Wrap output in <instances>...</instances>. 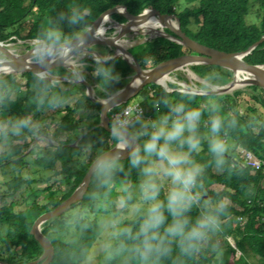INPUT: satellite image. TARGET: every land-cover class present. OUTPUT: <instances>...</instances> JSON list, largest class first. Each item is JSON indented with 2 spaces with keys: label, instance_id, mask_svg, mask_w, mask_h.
Segmentation results:
<instances>
[{
  "label": "trees",
  "instance_id": "obj_1",
  "mask_svg": "<svg viewBox=\"0 0 264 264\" xmlns=\"http://www.w3.org/2000/svg\"><path fill=\"white\" fill-rule=\"evenodd\" d=\"M26 1L0 0V42L12 39L38 40L50 27L58 29L64 39L69 41L84 31L83 25L116 6H125L132 15L146 8H155L162 14H175L181 29L189 37L202 45L227 53L246 52L264 36V0H29L28 3ZM252 2L258 4L262 10L257 16L258 22H247L246 19L252 14L250 12ZM74 11L86 13V22L70 24L67 17ZM112 17L119 22L126 20L120 14H113ZM165 30L169 32L167 28ZM129 51L144 69L191 52L185 46L164 36L133 45ZM244 60L250 64L264 65V41L254 47ZM83 61L86 62L85 68L89 72V77L86 78H92L97 84L94 91L98 98H106L109 93L123 88L133 73L128 62L122 57H114L109 63L119 75V81L110 86L103 85L100 78L95 75L96 60L84 58ZM192 69L212 84H226L233 76L230 70L215 65L197 64L192 65ZM51 72L56 76H67L72 71L63 66H56ZM0 80L6 83L7 90L11 92L15 101L3 115L28 113L32 114L33 119L41 118V111H35V105L31 103L36 94L34 73L16 72L3 75ZM61 81L64 86L70 85L69 89L63 92L68 103L53 112V115L56 114L53 119L57 120L55 129L48 132V127L44 123L39 134H44V137L50 135L61 147L57 149V143L49 144L48 141H42L33 145L34 148L32 147L28 153L35 154V159H26L28 154H19L30 146L36 135L25 134L14 138L16 144H13L10 155H0V166L4 163V156H8L7 161L12 165L13 174L10 179L0 182V254L3 256L0 259L7 263L22 264L39 258L43 247L30 233L34 221L41 213L54 209L72 194L82 182L89 164L98 151H106L114 146L111 132L100 125L101 105L86 94L83 84H72L64 79ZM173 87L175 90L167 91L162 86L152 83L139 91L137 96L141 95L143 98L140 103L144 107L146 117L152 118L160 114L154 105L162 98L167 97L173 101L181 98L182 91L177 90L176 86ZM243 95H247L248 99L242 98ZM71 100L74 102L71 103ZM208 100L219 102L220 114L227 118L222 129L227 152L224 165L218 167L208 151L205 139L203 151L195 157L198 162L205 165L202 187L199 190L206 200L221 198L230 200L227 213L222 217L221 232L224 229V233L231 234L235 243L234 245L227 243L229 253L221 260L203 250L188 260L187 264H253L251 256L257 257L258 264H264V167L252 172L244 166L238 152L239 148H244L264 159V89L251 85L249 90H236L232 94H195L192 106L203 105ZM239 101L246 104L243 111L240 110ZM256 104L261 107V117L258 115ZM124 105L115 107L110 113ZM78 111L84 114L76 116ZM161 111H166L163 105ZM233 120L234 124L231 123ZM207 121L208 113L205 112L200 128L205 137L208 134ZM73 134H76L75 137L68 138ZM75 142L76 144L72 145ZM85 145L91 146L87 154L84 152ZM29 163L38 165L48 173L38 178L22 175L23 169L29 167ZM124 163L128 175L125 176L124 173L117 175L116 188L112 190L110 196L104 189L97 187L91 177L83 198L72 205V209L78 208L83 213V222L89 225L87 229L83 231L68 229L65 223L68 211L44 224L43 232L55 250L53 260L49 264H82L88 250L101 235L100 217L109 214L98 209L99 203L105 198L115 200L119 194L121 181L133 185L139 183L137 170H128L127 157L124 158ZM50 177L56 179L42 190L33 185L49 180ZM218 186L221 189L215 190L214 188ZM44 190L48 192V199L46 203L39 204L37 198ZM206 195L210 198H206ZM17 197L22 198L19 203L29 202L23 210H15L19 204ZM196 214L197 210L194 209L193 216ZM239 217H243L244 220L241 225L235 223V219ZM128 223L129 219L123 222ZM221 232H219L221 235H225ZM19 246L20 251L17 250ZM237 252H240L239 256L236 255ZM99 264H105L104 259L103 263ZM110 264H118V261L113 260ZM165 264H172V260L166 261Z\"/></svg>",
  "mask_w": 264,
  "mask_h": 264
},
{
  "label": "clouds",
  "instance_id": "obj_2",
  "mask_svg": "<svg viewBox=\"0 0 264 264\" xmlns=\"http://www.w3.org/2000/svg\"><path fill=\"white\" fill-rule=\"evenodd\" d=\"M86 15L74 11L67 19L70 24L78 25L86 22ZM92 34L99 39L104 32L98 28ZM36 41L32 59L38 70L34 74L36 94L31 103L35 105V111L55 110L68 103V99L50 65L78 55L87 41L81 43L78 37L74 42H68L55 27L47 29ZM110 59H95V75L108 86L119 81ZM63 79L78 84L83 83L85 76L74 67ZM118 95L109 93L110 104L118 100ZM180 97L176 101L167 97L158 101L154 107L160 114L154 119H143L142 111L138 109H129L126 115L113 121L109 117L114 148L97 152L89 167L90 175L97 187L110 196L116 188L117 175H128L124 163V154L128 153V170H137L140 180L137 185L121 181L117 198H105L98 205L100 211L110 214L102 224L110 230V239L103 248L105 264L113 260L118 264H165L168 260H172V264H187L221 231L229 201L227 198H203L199 189L205 165L195 157L203 151L207 139L208 151L215 164L218 167L224 165L227 145L222 138V129L227 118L220 114L221 105L216 100L192 106L194 92L182 91ZM14 102L6 83L0 80V155L11 154L14 138L25 134L39 136L41 132V125L32 114L3 115ZM161 105L166 111H161ZM205 112L208 113L206 137L200 131ZM60 147L57 143L56 148ZM90 147L84 146L85 154ZM194 209L197 210L195 216ZM121 213L127 215L130 223L123 224ZM83 220L81 210L73 209L65 217L66 227L71 231H83L89 227Z\"/></svg>",
  "mask_w": 264,
  "mask_h": 264
},
{
  "label": "rangeland",
  "instance_id": "obj_3",
  "mask_svg": "<svg viewBox=\"0 0 264 264\" xmlns=\"http://www.w3.org/2000/svg\"><path fill=\"white\" fill-rule=\"evenodd\" d=\"M28 1L29 0H27L26 2L28 3ZM117 7V6H116ZM114 8V7H113ZM112 9V8H111ZM250 12L252 13V14H250V15H248L247 16V22L248 21H251V22H253V21H257V16L258 15H260L261 14V12H262V10H261V8H260V6L258 5V4H253V2H252V5H251V9H250ZM115 14H118V13H115ZM121 15V14H120ZM123 16V15H122ZM124 17V16H123ZM111 18L113 19L112 20V23H116V22H119V21H117L116 19H114L112 16H111ZM125 18V17H124ZM126 19V18H125ZM172 20H175L174 18H171ZM91 21H93V20H91ZM116 21V22H115ZM176 21V20H175ZM90 22V21H89ZM126 22V20L124 21V22H119V23H125ZM258 22V21H257ZM89 23H87V24H85V25H83V30L85 31L86 30V27L87 26H89L88 25ZM91 26V25H90ZM113 27V26H112ZM109 27L107 30H106V32H105V36H108V37H112V36H115L116 35V29L113 27ZM165 30V29H164ZM83 31V32H84ZM82 33V32H81ZM80 33V34H81ZM169 34H171L170 32H169ZM160 35H158V36H155V37H153V35H150V34H145V33H143L142 31H140V32H133V31H130V32H126V34H124V36L123 37H121V39L119 40V42L129 51V48L130 47H132L133 45H136V44H139V43H143V42H146V41H149L150 39H153V38H156V37H159ZM168 37H169V35H168ZM146 38H149L148 40H146ZM31 41V42H30ZM125 41V42H124ZM37 43V41L36 40H28V39H15V40H8V41H5V42H2V45L3 46H5V47H7L10 51H11V53L12 54H15V55H23V54H25V53H29V51L32 49V47H34L35 46V44ZM124 43V44H123ZM177 43V42H176ZM32 44V45H31ZM129 44V45H128ZM184 46V45H183ZM186 47V46H185ZM186 48H188V47H186ZM88 51H84V49L78 54V55H76V56H73L72 58H71V60H72V62L74 63V66H68L67 64H63V65H61V66H63V67H66L67 69H69V70H73V68L74 67H78L82 72H83V74H84V76H85V79H84V81L85 82H87L89 85H90V88L94 91L95 89V87H97V84H96V82L92 79V78H86V77H89L88 75H89V72L87 71V69L85 68V63L86 62H84L83 60H84V58H91V59H97L98 57H109V56H111L112 55V57H111V59L112 58H114V52L116 51V49L115 48H112V47H110V46H108V45H105V44H91L90 46H87V48H86ZM189 50H191L190 48H188ZM93 53H95V54H97V55H95V54H93ZM191 53H193L192 52V50H191V52H189V53H184V54H191ZM111 54V55H110ZM132 54V53H131ZM133 55V54H132ZM98 56V57H97ZM116 57H121V56H116ZM123 58V57H122ZM124 59V58H123ZM1 60H10V58L8 57V56H6L3 52H1V50H0V61ZM125 60V59H124ZM32 61H33V59H32ZM126 61V60H125ZM127 62V61H126ZM129 64V63H128ZM250 64V63H249ZM131 67V66H130ZM52 69V68H51ZM148 69V68H147ZM187 69H189V70H187ZM187 72H189V73H187ZM232 72V71H231ZM13 73H16V72H13ZM192 75H191V74ZM233 73V72H232ZM9 74H12V73H9ZM134 74V71H133V73L129 76V81H128V83L131 81V79H132V75ZM3 75H7V74H0V77H2ZM56 76V75H55ZM64 76L65 75H58V76H56V78L59 80V82H60V84L62 85V87L64 86L63 84H62V79L64 78ZM169 76H170V78H171V80L168 82V84H167V88H170L169 90H167V91H173V90H175V87H173V86H176V87H178L179 89H183V90H191L192 92H198V94L199 95H207V94H210V93H208L209 92V90L211 89V86H210V82H208L204 77H202V76H200V75H198L196 72H194V70L192 69V65H189V66H187L186 68H179V69H176V70H174V71H172V72H170L169 73ZM195 76V77H194ZM233 76H234V73H233ZM232 76V79L228 82V83H230L232 80H234V77ZM194 78V79H193ZM92 79V80H91ZM89 80H91V81H89ZM246 80V79H245ZM244 81V80H243ZM127 83V84H128ZM183 83V84H182ZM228 83H226V84H223V85H221L222 87H224V86H226ZM78 84H83L84 86H85V91H86V94H87V91H88V88H87V86L85 85V83L83 82V83H78ZM126 84V85H127ZM150 84H152V83H150ZM125 85V86H126ZM147 85H149V84H147ZM159 85V84H158ZM185 85V86H184ZM216 85H219V84H216ZM124 86V87H125ZM146 86V85H145ZM161 86V85H160ZM249 86H251V84H246V83H244V85H242L241 87H235L230 93H232L233 91H236V90H241V91H244V90H249ZM254 86H256V85H254ZM69 87H70V85L69 86H64V89H69ZM123 87V88H124ZM195 87V88H194ZM208 87H210V89H208ZM219 87V86H218ZM258 87H260V86H258ZM260 88H262V87H260ZM122 89V88H121ZM120 89V90H121ZM165 89V88H164ZM177 89V88H176ZM262 89H264V88H262ZM166 90V89H165ZM178 90V89H177ZM200 90V91H199ZM119 91V90H118ZM118 91H116V92H118ZM180 91V90H179ZM116 92H114V93H116ZM114 93H111V94H114ZM139 93V92H138ZM94 94H95V91H94ZM216 94H222V93H216ZM92 97H94V98H96V99H98V100H100V101H102V100H104V99H106V98H108V97H106V98H98L96 95L95 96H93L92 95ZM246 98V99H248V96L247 95H243L242 96V98ZM242 98H240L239 100L241 101L242 100ZM143 98H142V96L141 95H138L137 96V94L135 95V96H133V97H131L130 99H128L125 103H122V104H125L122 108H120L119 110H121V109H123L124 107H126V106H128V105H135V104H138L140 107H141V109H142V111H143V119H145V120H149V119H154V118H156L157 116L155 115V116H153L152 118H150V117H146L145 116V111H144V107L142 106V104L140 103V100H142ZM75 100V99H74ZM239 101V102H240ZM72 102H74L73 100H71V103ZM241 103V102H240ZM122 104H120V105H118V106H121ZM246 104H244V103H241V106H240V110L241 111H243L244 110V106H245ZM118 106H116V107H118ZM256 107H257V110L259 111L258 112V115L261 117L262 116V114H261V107L258 105V104H256L255 105ZM118 110V111H119ZM55 110H49V109H45V110H41V118L40 119H34L35 121H37L40 125H42V124H44V123H46V126L48 127V132H50L51 130H54L55 129V127H56V121L57 120H54L53 118H55L56 117V114L54 113V115H53V112H54ZM82 114H84V112H82V111H78L77 113H76V116H78V115H82ZM108 115H109V117L110 118H112V114L110 113V112H108ZM59 116V115H58ZM258 116V117H259ZM46 118H48L47 120H46ZM52 118V119H51ZM111 126V125H110ZM75 135L76 134H73V135H69L68 136V138L69 137H75ZM48 137H44V134H42V135H39V136H35V138H34V140L30 143V146L28 147V148H26L21 154H19V155H22L23 153L26 155V154H28L29 153V151L30 150H32L34 147H33V145H36V144H40V142H42V141H48V143L49 144H56L57 143V141L56 140H54L50 135H47ZM77 142V141H76ZM76 142L75 143H73L72 145H74V144H76ZM13 144H16V141L13 139ZM33 147V148H32ZM114 146H111L108 150H106V151H110L112 148H113ZM238 152H239V154H240V159H241V161H242V163L244 164V166H246V167H248L252 172H256V171H259V169H256V168H254V167H251V166H248L247 165V161L249 160V159H251L253 156H254V153L253 152H251L250 150H246V149H244V148H239L238 149ZM257 157V156H256ZM260 161H262L263 163H262V166H261V168H263L264 167V159H261V158H259V157H257ZM7 159H8V156H4V158H3V160H4V163L2 164V166H0V182H3L4 180H8V179H10L12 176H13V174H12V165L10 164V163H8V161H7ZM12 159V158H11ZM26 159H29V160H34L35 159V154H28V155H26ZM91 164V163H90ZM90 164H89V167H90ZM29 167H26V168H24L23 169V172H22V175H24V176H31L32 178L33 177H36V178H38L40 175H44V174H46V173H48V171L46 172L44 169L42 170L41 168H39L38 167V165H35V164H30L29 163V165H28ZM2 167V168H1ZM260 168V169H261ZM89 170V169H88ZM88 172V171H87ZM86 172V173H87ZM86 175V174H85ZM85 177V176H84ZM51 178V177H50ZM58 178V177H57ZM56 179V177H53V178H51V179H49V180H45L44 182H37V183H35V184H33L36 188H38V189H41L42 190V188H44L45 186H47V185H51L52 184V182L54 181ZM84 179V178H83ZM90 180H91V178H90ZM57 183H58V181H56ZM82 182H83V180H82ZM82 182L76 187V189L82 184ZM89 183H90V181H89ZM54 184H55V182H54ZM55 186H57L56 184H55ZM88 186H89V184H88ZM88 188V187H87ZM75 189V190H76ZM215 190H220L221 189V187H217V188H214ZM74 190V191H75ZM87 190V189H86ZM86 190H85V192H86ZM74 191L72 192V194L74 193ZM85 192H84V194H85ZM232 192H234V191H232ZM71 194V195H72ZM84 194H83V196H84ZM59 195V194H58ZM70 195V196H71ZM40 197L39 198H37V202H40L39 204H44V203H46V201H47V199H48V192L46 191V190H44L40 195H39ZM69 196V197H70ZM83 196L79 199V200H81L82 198H83ZM68 197V198H69ZM206 198H210V197H207V195L205 196ZM67 198V199H68ZM117 198V197H116ZM17 199H19V201H18V203L20 202V200L22 199V198H18L17 197ZM67 199H65V200H67ZM10 200H12V198H10ZM64 200V201H65ZM79 200H77L76 202H78ZM227 200L228 201H230L228 198H227ZM63 201V202H64ZM27 203H29V202H23V203H19V204H17L16 205V207H15V210H17V211H20V210H23L27 205ZM62 203V202H61ZM60 203V204H61ZM75 203V202H74ZM74 203H72L68 208H66L65 210H63V212L61 211V212H59L57 215H55V216H53V217H50V218H48L47 220H45V221H43L41 224H39V230H40V232L45 236V237H47L45 234H44V232H43V228H44V224L46 223V222H48L49 220H51L52 218H55V217H59L60 215H62L63 213H65V211H68V213L71 211V210H73L72 209V205L74 204ZM59 204V205H60ZM58 205V206H59ZM56 208V207H55ZM54 208V209H55ZM54 209H52V210H54ZM52 210H50V211H45V212H43V213H41V215L37 218V219H39L40 217H42L44 214H46V213H49V212H51ZM67 213V214H68ZM108 215H110V214H107V215H105V216H102V217H100V225H101V235H100V237L93 243V245H92V247L88 250V252H87V254L85 255V258H84V260H83V262H82V264H99V263H103V259H104V250H103V248H104V244L110 239V236H109V231L110 230H106L105 228H103L102 227V224H103V221L108 217ZM121 215V217H123V222L125 221V220H127L128 218H127V215L126 214H124V213H121L120 214ZM36 219V220H37ZM35 220V221H36ZM35 221H34V223H35ZM242 221V222H241ZM243 217H239V218H237V219H235V223L237 224V225H241V223H243ZM33 223V224H34ZM32 228H33V225H32V227H31V230H30V233L32 234L33 232H32ZM221 232V231H220ZM222 232H223V234H225V235H221L220 233H217L213 238H212V243L210 244V245H208V246H206L205 248H204V251H205V253L207 252V254L208 255H210V254H213V256H216V258L218 259V260H221V258L222 257H225V255H227L228 253H229V250H228V247H227V243H229V244H232V245H234V238H233V236H231V234H229V233H224V229H222ZM221 232V233H222ZM33 236H35L34 234H32ZM48 238V237H47ZM36 239V238H35ZM49 239V238H48ZM37 240V239H36ZM50 240V239H49ZM38 241V240H37ZM39 242V241H38ZM52 243V242H51ZM41 245V244H40ZM53 245V244H52ZM53 248H54V246H53ZM17 250L18 251H20L21 250V247L19 246V247H17ZM44 250V249H43ZM42 254H43V252H42ZM42 254H40V256H39V258H34V259H32L31 261H29V262H26V263H22V264H39V263H41L42 262V260L40 259V257L42 256ZM54 254H55V250H54ZM236 255L237 256H239L240 255V252H237L236 253ZM3 256L0 254V258H2ZM40 259V260H39ZM251 261L253 260L254 261V263L253 264H258V262H257V257L255 258V257H253V256H251ZM37 260H39L38 262H37ZM232 261V260H231ZM216 263V262H215ZM0 264H11V263H7V262H5L4 260H2V259H0ZM13 264V263H12Z\"/></svg>",
  "mask_w": 264,
  "mask_h": 264
},
{
  "label": "water",
  "instance_id": "obj_4",
  "mask_svg": "<svg viewBox=\"0 0 264 264\" xmlns=\"http://www.w3.org/2000/svg\"><path fill=\"white\" fill-rule=\"evenodd\" d=\"M146 10H149L151 13L159 16L161 19H164V20L168 19V18H174L177 22V27L172 28L170 26H167L166 28L169 30V32L171 34H169V32H167V31H164V34H160V36L167 37V38H169V39H171V40H173V41H175L181 45H184V46L190 48L193 53L182 54V55L177 56V57L169 58L167 60H164V61L158 63L156 66H154L152 68L144 69L141 67L138 60L131 54L130 51H128L127 49H124V48L120 49L122 51H119V52L117 51L118 48L121 47L118 44V41L127 32L126 30L120 31L115 36L107 37V38L97 39V38L92 37V35H91V29H92L91 27L94 26V24L104 14L107 16H110V18L115 13L123 15L126 18L125 23H119L116 21L115 22L121 26H126L130 18L138 17L143 12H145ZM104 14L99 16L97 19L88 22L89 26L86 27V31L84 33H81V34L77 35L76 37L72 38L68 42H74L79 37L81 43H83L84 40L87 41L86 46H90L91 44H105V45H108L112 48H115L116 51L114 52L113 56L114 57H116V56L123 57L129 63V65L131 66V68L134 71V74L132 75L131 81L124 88H122L121 90H119L118 92L113 94V95H115L118 93L119 95H118V100L112 104H110L109 98H106V99L100 101V100H97L94 97H92V95L90 93V89H91L90 85L87 82L83 81L88 88L87 94L90 96V98L92 100L100 103V105H101L100 125L110 132H111V130H110L111 124H110V118H109L108 112H110L111 109H113L114 107H116L122 103H125L128 99H130L131 97L138 94V92L145 85L150 84V83L159 84L163 88H165L166 90H169L170 88H167L164 84L160 83L159 79L165 77V75L169 74L170 72H172L176 69L182 68L186 64H189V65L209 64V65L220 66V67L228 69L230 71H232V70L234 71V68H236V67L249 68V70L252 73H254L255 78H249V79L244 80L243 82L246 84L256 85V86H260V87L264 88V78H258L256 76V71L258 69H260L259 67L264 66V65L249 64L244 60V57L247 54H249L250 51L254 47H256L257 45H259L261 42L264 41V36L259 41L255 42L246 52L227 53L224 51L216 50L214 48H210L208 46L202 45V44L198 43L197 41H195L194 39H192L191 37H189L181 29L179 19L175 14H169V15L162 14L159 10H157L155 8H150V9L146 8V9L142 10L140 13H138L136 15H132L127 11L125 6L114 7L112 9L106 11V13H104ZM124 28L126 29L127 27H124ZM168 35H169V37H168ZM148 39L149 38H146V40H148ZM2 47H5V46H3L2 43L0 42V49ZM27 55H28V53H25L23 55H15L12 53L11 54L8 53L6 56H8L10 58V60H1L0 62H2V61L7 62L11 66H13L14 70L12 71V73L13 72H32L35 74V72L38 70V67L36 64H34V66L30 65L28 67H25V66H18L17 64L13 63V62H15L14 58L18 57V59H16V60H22L25 57H27ZM61 65H63V63H61V62L51 64L50 69L53 67H56V66H61ZM179 66H181V67H179ZM233 77H234V80H232L226 86L222 87L219 91H210L209 90L208 93L215 94V93L226 92L228 90V87L231 86L236 80L235 75ZM127 156H128V153H125L124 158ZM90 178H91V175H90V172L88 170V172L86 173V175L83 179L82 184L74 191V193L67 200L62 202L59 206H57L51 212L44 214L42 217L37 219L35 221V223L33 224V228H32L33 233L32 234L35 235L34 237L39 241V243L41 244V246L44 249L43 254L40 257L42 262L39 264H49L53 260V257H54L53 245H52L51 241L40 232L39 224H41L43 221L47 220L48 218L57 215L59 212H61V211L63 212V210L68 208L72 203L79 200L83 196L85 190L87 189ZM39 260H37V262Z\"/></svg>",
  "mask_w": 264,
  "mask_h": 264
},
{
  "label": "bare ground",
  "instance_id": "obj_5",
  "mask_svg": "<svg viewBox=\"0 0 264 264\" xmlns=\"http://www.w3.org/2000/svg\"><path fill=\"white\" fill-rule=\"evenodd\" d=\"M112 26L116 29V34H118L120 31H123V30H126L127 32H130V31L140 32V31H142L145 34H150V35H153V37H155V36H158L160 34H164V31H166L164 29H166L167 26H170L172 28H176L177 22L175 20H172L171 18H168L165 20L161 19L159 16L151 13L149 10H146L140 16L135 17V18H130L126 26H121L117 23H112V18H110V16L104 15L94 24V26L91 27L92 28L91 29V35H92V37H94L92 33L96 29L99 28V29H102L104 32V35L101 38H107L108 36H105V32L109 27H112ZM124 27H127V28L125 29ZM84 32H82V33H84ZM118 44L121 46L120 48H118V50H117L118 52L122 51V50H120L122 48L126 49L119 41H118ZM33 48L34 47H32V49L29 51L27 57H25L22 60H16V59H18V57L14 58L15 62H13V63L17 64L18 66H25V67H28L30 65L34 66L35 63L32 61V50H33ZM86 48H87V46L84 48V51H88ZM0 50L5 55H7L8 53L11 54V51L7 47H2ZM93 54H95V53H93ZM95 55H97V54H95ZM109 57H112V55ZM71 58L72 57H70L69 59L65 60L62 63L67 64L68 66H74V63L72 62ZM187 66H189V64L184 65L182 68H186ZM179 67H181V66H179ZM259 68L260 69H258L256 71V76L258 78H264V66H261ZM13 70H14V67L11 66L10 64H8L7 62H3V61L0 62V74H9V73H12ZM187 70H189V69H187ZM233 72H234L236 80L231 86L228 87V90L226 92H224L223 94H225V93L232 94L234 91L232 93H230V92L235 87H237V86L241 87L242 85H244L243 80L249 79V78H255L254 73H252L249 70V68L236 67V68H234ZM187 73H189V72H187ZM170 80H171V78H170L169 74H167V75H165V77L159 79V82L164 84L165 86H167V84ZM210 86H211V89H210V87H208V89H210V91H219L222 88L221 85H216V84H212V83H210ZM90 93H91V95L95 96L94 91L92 89H90ZM194 93L198 94V92H194Z\"/></svg>",
  "mask_w": 264,
  "mask_h": 264
},
{
  "label": "built area",
  "instance_id": "obj_6",
  "mask_svg": "<svg viewBox=\"0 0 264 264\" xmlns=\"http://www.w3.org/2000/svg\"><path fill=\"white\" fill-rule=\"evenodd\" d=\"M180 91H186V90H183V89H179ZM129 109H138L139 111H142V109H141V107L138 105V104H135V105H128V106H126V107H124L123 109H121V110H117V111H114L113 113H112V118H111V120L113 121L114 119H117V118H120V117H122V116H124V115H126L127 114V112L129 111ZM136 113L134 112V115H135ZM142 114H143V111H142ZM262 161H260L255 155L251 158V159H249L248 161H247V165L248 166H251V167H254V168H256V169H260L261 168V166H262Z\"/></svg>",
  "mask_w": 264,
  "mask_h": 264
}]
</instances>
